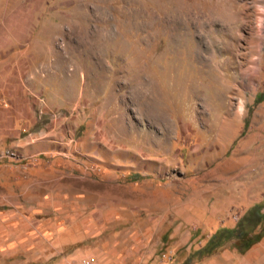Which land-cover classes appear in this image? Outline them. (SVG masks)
<instances>
[{
    "label": "rangeland",
    "instance_id": "rangeland-1",
    "mask_svg": "<svg viewBox=\"0 0 264 264\" xmlns=\"http://www.w3.org/2000/svg\"><path fill=\"white\" fill-rule=\"evenodd\" d=\"M3 2L0 20L23 8ZM38 14L0 23L2 47L40 49L49 91L2 118L0 264H185L264 202V0ZM190 264H264V237Z\"/></svg>",
    "mask_w": 264,
    "mask_h": 264
},
{
    "label": "crops",
    "instance_id": "crops-1",
    "mask_svg": "<svg viewBox=\"0 0 264 264\" xmlns=\"http://www.w3.org/2000/svg\"><path fill=\"white\" fill-rule=\"evenodd\" d=\"M5 6L14 4L17 7H23L18 12L11 14L6 19L0 20L8 24L27 23L29 17L31 22L35 21V16L40 8L51 6L55 0H5ZM3 0H0V5L3 6ZM60 3V2H59ZM69 15L68 17H75ZM6 17V16H5ZM42 16L37 15L36 22H40ZM42 20V19H41ZM13 32V33H12ZM16 39L17 32L9 29L0 28V44L3 39ZM40 49L35 47L9 46L2 47L0 45V144L2 134V118H25L26 113L23 104H32L34 96L49 98V91L46 88V82L36 78L35 71L40 70L37 64L42 60ZM46 51V49H41ZM49 53V51L47 52ZM35 69V70H34ZM9 102L10 108H5L7 113L3 112V103ZM22 108V109H21ZM8 113H13L9 115Z\"/></svg>",
    "mask_w": 264,
    "mask_h": 264
},
{
    "label": "trees",
    "instance_id": "trees-1",
    "mask_svg": "<svg viewBox=\"0 0 264 264\" xmlns=\"http://www.w3.org/2000/svg\"><path fill=\"white\" fill-rule=\"evenodd\" d=\"M264 237V202H256L249 207L236 221L232 227H219L212 233L204 245L197 249L192 255L198 258L209 256L223 246L234 248L244 253ZM192 255L185 264H190Z\"/></svg>",
    "mask_w": 264,
    "mask_h": 264
},
{
    "label": "built area",
    "instance_id": "built-area-1",
    "mask_svg": "<svg viewBox=\"0 0 264 264\" xmlns=\"http://www.w3.org/2000/svg\"><path fill=\"white\" fill-rule=\"evenodd\" d=\"M65 264H94V263L88 258H80L76 260H69Z\"/></svg>",
    "mask_w": 264,
    "mask_h": 264
}]
</instances>
